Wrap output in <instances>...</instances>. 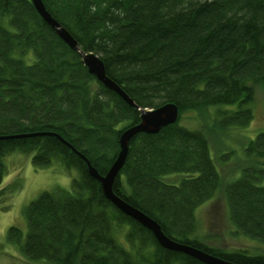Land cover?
Returning <instances> with one entry per match:
<instances>
[{
    "label": "trees",
    "instance_id": "obj_1",
    "mask_svg": "<svg viewBox=\"0 0 264 264\" xmlns=\"http://www.w3.org/2000/svg\"><path fill=\"white\" fill-rule=\"evenodd\" d=\"M42 1L138 108L179 110L176 124L131 141L114 194L175 243L231 264H264V255L226 253L200 235L196 214L222 190V176L209 137L180 124L185 114L213 109L223 131L251 125L256 92L264 95V0ZM140 122V113L89 73L32 0H0V186L5 160L16 153L32 155L36 168L58 162L79 177L71 192L44 193L26 208L25 236L9 230L8 244L23 259L204 264L162 248L115 208L77 155L106 177L121 152V134ZM20 136L28 137L9 139ZM245 153L255 163L224 193L237 232L264 248V130ZM172 175H184L179 185L163 181Z\"/></svg>",
    "mask_w": 264,
    "mask_h": 264
},
{
    "label": "rangeland",
    "instance_id": "obj_2",
    "mask_svg": "<svg viewBox=\"0 0 264 264\" xmlns=\"http://www.w3.org/2000/svg\"><path fill=\"white\" fill-rule=\"evenodd\" d=\"M263 106L264 95L257 91L253 108L254 119L246 129L221 130L217 127V116L213 109L203 114H185L180 121L182 127L190 131H202L210 139L211 158L220 171L223 186L215 199L200 208L196 217L199 233L205 237L207 245L226 253L247 251L252 257L264 255V248L259 242L237 232L231 221L224 193L225 186L238 181L243 169L250 167V161L255 163L247 158L245 150L248 143L254 141L264 130ZM5 165L6 174L0 186V264H30L23 259L17 248L8 244L9 230L16 227L25 236L28 232L26 208L44 193L58 190L71 192L73 181L79 179L78 173L67 170L58 162L47 168H36L32 155L19 153L8 156ZM177 176L164 177L163 181L179 185L180 177L183 178L184 175ZM260 186H264V182Z\"/></svg>",
    "mask_w": 264,
    "mask_h": 264
},
{
    "label": "water",
    "instance_id": "obj_3",
    "mask_svg": "<svg viewBox=\"0 0 264 264\" xmlns=\"http://www.w3.org/2000/svg\"><path fill=\"white\" fill-rule=\"evenodd\" d=\"M32 4L45 23L49 27L51 26V28L56 32L64 44H66L72 51L76 52V54H78L83 59V64L88 69L89 73L94 76L98 82L106 86L107 89L117 93V95H119L130 107L136 109L141 115V123L139 125L132 127L121 134L122 136L119 144L121 146V152L117 161L106 177L100 176L86 158L80 154H77L84 160V162L87 164V167H89L88 170L91 178L96 179L102 185L101 188L103 189L106 198L115 206V208L127 216V218L134 220L145 229L152 232L158 244L162 248H166L167 250L173 252L186 254V256H191L204 264H231L221 259L207 255L204 252L175 243L168 237H165L158 223L122 201V199L118 198L113 192L115 180L119 176L126 163L129 153V144L131 141L141 134L157 135L164 128L176 124L179 120L178 108L175 105H167L155 111L142 110L138 108L128 97V95L108 78L107 74L105 73V65L98 57L94 56V54L87 55L82 53L75 39L51 16V14L46 10L42 0H32ZM27 137L28 136H20L9 139H25ZM0 140H5V138H0Z\"/></svg>",
    "mask_w": 264,
    "mask_h": 264
},
{
    "label": "bare ground",
    "instance_id": "obj_4",
    "mask_svg": "<svg viewBox=\"0 0 264 264\" xmlns=\"http://www.w3.org/2000/svg\"><path fill=\"white\" fill-rule=\"evenodd\" d=\"M76 41V40H75ZM79 46V45H78ZM116 84V83H115ZM117 85V84H116ZM118 86V85H117ZM119 87V86H118ZM120 88V87H119ZM90 162V161H89ZM91 164V163H90ZM93 167V166H92Z\"/></svg>",
    "mask_w": 264,
    "mask_h": 264
}]
</instances>
